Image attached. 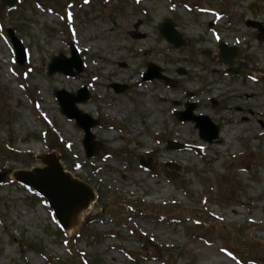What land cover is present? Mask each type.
<instances>
[{
	"label": "rangeland",
	"instance_id": "obj_1",
	"mask_svg": "<svg viewBox=\"0 0 264 264\" xmlns=\"http://www.w3.org/2000/svg\"><path fill=\"white\" fill-rule=\"evenodd\" d=\"M164 19L184 46L158 34ZM248 20L264 29V0L0 5V264H85L72 251L90 264H264V39ZM6 28L25 48L24 65L14 61ZM218 40L241 50L250 76L215 58ZM70 44L82 71L48 74L51 58L69 56ZM148 62L170 80L142 81ZM81 86L90 97L77 107L99 120L92 132L102 147L90 158L82 130L54 96ZM188 102L227 135L202 140L193 122L174 115ZM170 140L182 147L168 148ZM50 152L67 171L81 164L75 177L97 194L93 210L66 232L69 241L45 199L11 175L42 167L36 157ZM141 155L151 166L139 164ZM137 203L142 212L127 205ZM207 213V229L193 225Z\"/></svg>",
	"mask_w": 264,
	"mask_h": 264
},
{
	"label": "water",
	"instance_id": "obj_2",
	"mask_svg": "<svg viewBox=\"0 0 264 264\" xmlns=\"http://www.w3.org/2000/svg\"><path fill=\"white\" fill-rule=\"evenodd\" d=\"M2 5L13 6L17 0H0ZM249 25L260 28L257 22L249 21ZM158 30L170 43L175 47L185 44L180 34L175 30L174 23L168 19L162 21ZM10 41L15 49V57L18 64L25 62V51L22 44L14 36L11 29H8ZM263 38V34L261 35ZM219 53L218 60L228 64L241 73H246L245 67L235 61L239 57L240 52L232 47H227L224 43L218 44ZM75 69L73 71L72 69ZM82 70V62L78 56V52L71 47V57L65 58L62 55L52 58L48 67V73L61 72L65 75L73 76ZM143 80H152L154 78H162L168 80L161 74L158 66L148 63L147 71L142 76ZM116 91L121 89L119 85H114ZM55 96L61 108V112L68 118H73L76 125L83 129V146L87 157H91L101 145L94 140L91 128L97 125L98 121L91 118L88 114L81 112L76 103L84 102L89 98V94L85 87L80 88L77 94H71L65 90L55 91ZM194 104H187L186 110L177 112L180 120H191L195 123V127L199 130V136L211 142L217 137L218 127L214 125L207 116L194 115ZM175 147V146H174ZM38 158L46 166L43 168H33L31 170H18L13 172V177L20 183L35 189L39 194L47 198L49 205L53 208L54 213L64 229L72 227L77 223V216L85 209L93 198L91 188L76 179H73L67 172L63 171L55 154L39 155ZM140 162L148 165L143 158ZM172 167V166H171ZM5 174H0V182L4 179Z\"/></svg>",
	"mask_w": 264,
	"mask_h": 264
},
{
	"label": "bare ground",
	"instance_id": "obj_3",
	"mask_svg": "<svg viewBox=\"0 0 264 264\" xmlns=\"http://www.w3.org/2000/svg\"><path fill=\"white\" fill-rule=\"evenodd\" d=\"M213 22V20L210 21V23ZM139 32V31H138ZM191 95H193L194 91H189ZM247 97H250L251 95L249 94H246ZM113 108V111L116 112L119 108V106H114L112 107ZM220 136L222 135H227L225 132L223 131H220L219 133ZM228 138V137H227ZM219 143H220V140H217ZM82 168V165L80 164L79 167L77 168V170L75 171H68L71 175H77V173L79 172L78 170ZM97 199H94L93 201H91V203L88 205V207L81 213V216L80 218H83L86 214H88L90 211L93 210L94 208V205L96 203Z\"/></svg>",
	"mask_w": 264,
	"mask_h": 264
}]
</instances>
